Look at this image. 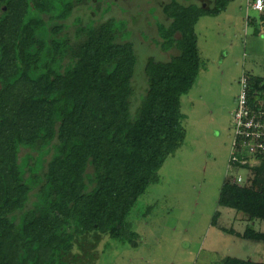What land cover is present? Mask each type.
<instances>
[{"label": "trees", "instance_id": "16d2710c", "mask_svg": "<svg viewBox=\"0 0 264 264\" xmlns=\"http://www.w3.org/2000/svg\"><path fill=\"white\" fill-rule=\"evenodd\" d=\"M229 4L166 7L173 22L159 24L155 44L176 54L147 60L135 105L128 21L104 19L110 9L70 20L102 9L87 0H0V264H70L76 239L92 232L137 245L128 218L185 141L182 99L204 68L196 24ZM245 169L243 183L224 181L219 206L264 223V163ZM241 237L264 243L252 227Z\"/></svg>", "mask_w": 264, "mask_h": 264}, {"label": "rangeland", "instance_id": "374dc122", "mask_svg": "<svg viewBox=\"0 0 264 264\" xmlns=\"http://www.w3.org/2000/svg\"><path fill=\"white\" fill-rule=\"evenodd\" d=\"M112 1L114 4L96 0L105 8L103 13L110 9L104 19L116 17L130 23L134 18L130 30L139 57L134 82V102L138 105L146 88L143 71L147 60L153 57L168 62L176 54L165 52L162 45L154 43L163 42L157 22L166 27L172 22L164 11L172 0ZM210 1L211 4L200 0L198 7H215L217 0ZM87 9L74 10L70 20L100 18ZM239 9L236 3L232 4L220 16H207L196 24L204 68L190 94L182 99L185 141L167 159L128 218L131 231L138 235L137 245L92 232L76 239L74 249L66 257L70 264H222L229 257L264 263V243L241 237L248 227L264 232V223L250 222L247 215L219 206L224 181L235 183L236 175L246 179L244 170H229L231 115L240 92V79L246 73L264 78L262 14L249 10L256 19L255 25L249 26L241 18L246 2L243 14Z\"/></svg>", "mask_w": 264, "mask_h": 264}, {"label": "built area", "instance_id": "2783aa9c", "mask_svg": "<svg viewBox=\"0 0 264 264\" xmlns=\"http://www.w3.org/2000/svg\"><path fill=\"white\" fill-rule=\"evenodd\" d=\"M254 11H264V0H251ZM233 141L229 170L239 169L246 173V166L264 163V83L243 74L240 92L232 113ZM251 172H249L250 174ZM251 175V174H250ZM241 175L234 176L235 183H243ZM234 183V184H235Z\"/></svg>", "mask_w": 264, "mask_h": 264}, {"label": "crops", "instance_id": "0c3cea01", "mask_svg": "<svg viewBox=\"0 0 264 264\" xmlns=\"http://www.w3.org/2000/svg\"><path fill=\"white\" fill-rule=\"evenodd\" d=\"M171 1V0H170ZM176 3H178V4H180V2L182 1V2H184L185 4H182V6H185V7H187V6H191V5H196V6H199V4H200V0H174ZM173 0H172V2H174ZM191 1V2H190ZM198 1H199V4H198ZM251 0H230V4H229V6L230 5H234L235 3L239 6V10L241 11V14H243V10H242V8H243V4H244V2H246V12H245V15H243V16H241V18L243 17L244 18V21L246 22V25H249V26H253V25H255V23H256V19L255 18H253V17H251L250 15H249V10H251V11H254V10H252L251 8H249V6H248V4H249V2H250ZM110 2H112L113 4H114V2L112 1V0H110ZM205 2H209V4H211V2L212 1H210V0H205ZM92 4H94L97 8H98V5L96 4V0L95 1H93V3ZM118 5V4H117ZM181 5V4H180ZM208 5V4H207ZM168 6V5H167ZM167 6H165V8H164V11H165V9H166V7ZM229 6H228V8H229ZM102 7V9L101 10H99L98 11V9H96V8H94V11H96V12H98L97 14H96V12H94V14L96 15V16H102V12H103V10L105 9V8H103V6H101ZM116 7V6H115ZM212 7H210V8H207V9H211ZM228 8H227V10H226V12L228 11ZM255 12H257V11H255ZM123 13H125V12H123ZM261 14V13H260ZM158 16V15H157ZM261 16L262 15H260V18H261ZM207 16H205V17H202L199 21H198V23H200V22H202L205 18H206ZM92 18V17H91ZM134 18L132 17V19H131V21H130V23H132V22H134V20H133ZM168 19H170V20H172L170 17H168ZM124 21H128L127 19H123ZM169 20V21H170ZM129 22V21H128ZM173 22V21H172ZM172 22L170 23V24H172ZM130 23H129V25H130ZM197 23V24H198ZM159 21L157 22V25H158V27H159ZM260 24L261 25H263L262 24V22L260 21ZM262 27H264V26H262ZM132 31V30H131ZM133 32V31H132ZM133 34L134 33H132V37H131V40H132V38H133ZM155 42H157V41H154V43ZM77 256V255H76ZM78 257V256H77ZM73 259V258H72ZM91 262H93V260L91 261Z\"/></svg>", "mask_w": 264, "mask_h": 264}]
</instances>
